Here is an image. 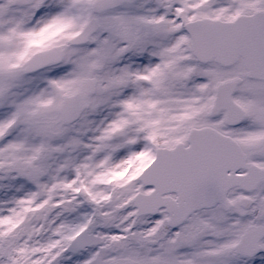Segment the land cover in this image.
I'll return each instance as SVG.
<instances>
[{
    "label": "snow or ice",
    "instance_id": "snow-or-ice-1",
    "mask_svg": "<svg viewBox=\"0 0 264 264\" xmlns=\"http://www.w3.org/2000/svg\"><path fill=\"white\" fill-rule=\"evenodd\" d=\"M0 264H264V0H0Z\"/></svg>",
    "mask_w": 264,
    "mask_h": 264
}]
</instances>
